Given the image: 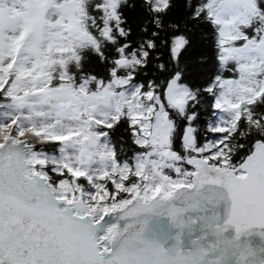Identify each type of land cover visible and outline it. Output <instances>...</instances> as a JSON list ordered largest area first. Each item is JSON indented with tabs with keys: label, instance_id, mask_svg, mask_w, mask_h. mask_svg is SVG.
<instances>
[{
	"label": "snow or ice",
	"instance_id": "obj_1",
	"mask_svg": "<svg viewBox=\"0 0 264 264\" xmlns=\"http://www.w3.org/2000/svg\"><path fill=\"white\" fill-rule=\"evenodd\" d=\"M0 264H264V0H0Z\"/></svg>",
	"mask_w": 264,
	"mask_h": 264
}]
</instances>
